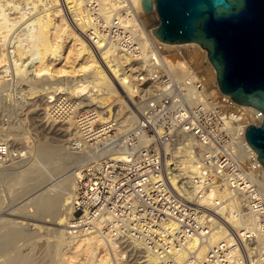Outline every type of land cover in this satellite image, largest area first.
Wrapping results in <instances>:
<instances>
[{"label":"built area","instance_id":"built-area-1","mask_svg":"<svg viewBox=\"0 0 264 264\" xmlns=\"http://www.w3.org/2000/svg\"><path fill=\"white\" fill-rule=\"evenodd\" d=\"M58 6L97 51L111 48L128 58L137 114L126 130L120 117L104 116L98 106L74 111L77 135L68 138V150L100 161L77 178L72 227L99 223L157 264H264V167L245 138L248 124L261 123V109L236 102L210 81L201 66L211 63L199 44L165 47L131 0H58ZM151 12L157 24L154 8L145 13ZM72 101L64 94L51 100L52 122L66 123ZM8 124L5 111L0 126ZM8 152L0 140V159ZM185 159L192 163L186 175ZM210 187L224 196L209 199ZM218 228L226 237L199 256L198 244H208Z\"/></svg>","mask_w":264,"mask_h":264},{"label":"bare ground","instance_id":"bare-ground-1","mask_svg":"<svg viewBox=\"0 0 264 264\" xmlns=\"http://www.w3.org/2000/svg\"><path fill=\"white\" fill-rule=\"evenodd\" d=\"M131 2L142 12L141 0ZM148 33L150 30L143 23L141 34ZM190 44L195 45L183 43L182 46ZM164 46L176 45L165 43ZM68 57L69 61H63ZM127 63V57L111 48L97 51L64 18L58 0H0V104L10 106L12 102L13 106H4L8 111L18 110L23 102L39 96L44 98L45 116L55 119L51 100L64 94L73 100L70 112L63 119L65 122L73 124L74 111L84 107L85 98L92 102L91 106H98L104 116L116 115L114 108L119 111L125 105L118 95L119 87L131 100ZM21 80L49 82L46 85L28 82L21 86ZM122 116V125L126 130L131 129L136 111L127 110ZM73 133L77 134L75 130ZM11 137L20 138L18 130H11ZM24 146L9 148L7 156L0 159V264H119L111 260L118 253L116 236L102 232L99 223L91 229L71 225L79 214L72 207L77 178L84 168L98 164L100 156L89 153L68 167L71 165L68 152L60 153L48 143ZM21 161H27L26 167L16 173L10 170L11 163ZM182 163L186 175L192 163L189 159ZM262 185L264 190V178ZM14 186L20 190L16 192ZM206 196L222 198L224 193L210 187ZM225 237V230L218 228L210 235L208 244H198V255L202 256L210 244ZM132 245L142 251L145 264H157L154 255L135 242ZM82 254L84 261L79 258Z\"/></svg>","mask_w":264,"mask_h":264},{"label":"water","instance_id":"water-1","mask_svg":"<svg viewBox=\"0 0 264 264\" xmlns=\"http://www.w3.org/2000/svg\"><path fill=\"white\" fill-rule=\"evenodd\" d=\"M155 9L153 35L164 43L195 42L206 49L222 93L263 112L245 138L264 167V0H141Z\"/></svg>","mask_w":264,"mask_h":264},{"label":"rangeland","instance_id":"rangeland-1","mask_svg":"<svg viewBox=\"0 0 264 264\" xmlns=\"http://www.w3.org/2000/svg\"><path fill=\"white\" fill-rule=\"evenodd\" d=\"M143 19L145 21L146 26H148L149 28L156 24V17H155V14L152 12L143 14ZM66 45L67 44H65L64 47ZM70 59H71L70 57H68L67 59L64 58L63 61L67 62ZM206 65L207 64L205 63V66H201L202 71L207 74V76L211 82H215V80H216L215 69L214 68L211 69V65H207V66ZM208 66L210 67V69ZM1 70H2V67L0 65V74H1ZM28 82H37L39 84L44 83L46 85L47 82H49V81H46V80L45 81L44 80L43 81L21 80L20 85L25 86ZM61 84L64 85L63 83H61ZM67 84H71V82H68ZM117 91H118V95L121 96L122 102H124L125 105L122 104V106H120L121 109L119 111L115 107L114 108L115 112L113 111V113H116V115L118 117L123 119L122 115L125 114V112L127 110H130V109L135 110V109H134L133 105L130 103V96L127 95L126 91L124 92L122 90V88H120V87L117 89ZM128 96H129V98H128ZM43 99L44 98L36 96L34 99H31L27 102L25 101V102H23V105L21 108L19 107L18 110L15 109L16 112H15V110L12 111V109H10L11 111L10 110L8 111V109H9L8 107L4 108V106L7 104H5L4 106H2L0 104V114L5 112V111L6 112L8 111V114L10 115V120H11V124H8L7 126H0V137H1L0 140H2V137L3 138L5 137L6 139L4 141L9 143V148H12V149H19L20 147H25L24 145L27 146L28 144H30L31 147L40 145L42 143L43 144L48 143L49 145L51 144L55 148L57 147V149L59 150L60 153L68 152L69 156H71L69 159V162H68V164L71 163V165L70 166L68 165V167H71L73 164L77 163L80 159H83L85 157L84 155H86V157H87V155H89V153L84 152L85 153L84 154L83 152H72V151L68 150L67 146L65 145L67 143L68 138L70 136H76L77 135V134L73 133L74 132V126L70 121H68L66 123H55V122H52L55 119H52V118L48 119L45 116L44 111H43V107L45 106V104L43 103ZM82 102H84V106L85 105L91 106V104H92V102H90V100H88V98L83 99ZM11 103L12 102H10V106L12 105ZM113 104H115V103H113ZM7 106H9V105H7ZM125 125H126V123H125ZM126 126H128V125H126ZM11 130H13V131L18 130L20 138L19 137L18 138L11 137ZM22 136H24V137H22ZM60 149H62V150H60ZM8 162H10V161H8ZM26 162L27 161L16 162L15 165L13 162V163H11V166L8 165L10 168H12V169L8 168V171L10 169L16 173L18 170L22 169L23 167H26V165H27ZM18 163H20L21 165H19ZM12 164L14 165V167ZM41 168L45 169V166H43ZM7 177L11 178V175H9ZM6 180H8V178H6ZM19 184L20 183H15L16 186ZM16 186H14V187H16ZM14 187H13V189H15V191L17 192V189H18V191L20 190L19 188L21 187V185H20V187L18 186L19 188H17V187L14 188ZM7 195H9V194H7ZM117 245H118V247H117L118 253L115 255L117 257V259L114 255H112L113 258L111 260L115 259V261L120 262L119 264H145V261H142L144 259V257L142 256V254H143L142 251H140V249L133 246L132 242L118 239ZM101 253H103L102 250H100V254ZM79 258L81 259V261H84L85 255H83V254L79 255ZM71 262H74L73 259L71 260Z\"/></svg>","mask_w":264,"mask_h":264}]
</instances>
